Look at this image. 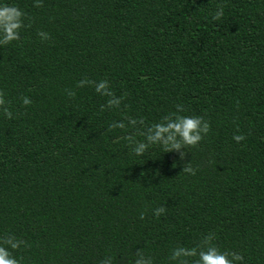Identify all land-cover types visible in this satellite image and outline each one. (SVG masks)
<instances>
[{
    "label": "trees",
    "instance_id": "trees-1",
    "mask_svg": "<svg viewBox=\"0 0 264 264\" xmlns=\"http://www.w3.org/2000/svg\"><path fill=\"white\" fill-rule=\"evenodd\" d=\"M5 2L24 13L19 38L0 44L12 113L0 107V238L22 241L12 256L179 264L175 249L211 236L243 257L234 264H264V0ZM176 115L207 121L196 145L132 151Z\"/></svg>",
    "mask_w": 264,
    "mask_h": 264
},
{
    "label": "clouds",
    "instance_id": "clouds-1",
    "mask_svg": "<svg viewBox=\"0 0 264 264\" xmlns=\"http://www.w3.org/2000/svg\"><path fill=\"white\" fill-rule=\"evenodd\" d=\"M24 13L15 5L6 3L5 0H0V44H7L13 40L19 38V29L22 27V18ZM221 13H217L212 19H218ZM41 37L46 38V33H38ZM79 86H83L85 83L83 80L79 81ZM106 88L104 81H100L96 86V91L100 92ZM69 95L71 93L69 92ZM21 102L23 105H29L31 103L28 97H22ZM111 103V102H109ZM7 100L2 94H0V107L3 108L5 116L12 117V113L6 107ZM135 123V121H133ZM116 127H124L122 124L116 125ZM209 125L207 121H204L199 116H181L176 115L174 118L166 119L162 123H156L151 125L147 132L144 133L148 143L139 142L135 143L132 151L136 155L142 154L150 144L159 143L165 151L179 149L182 144L184 145H196L201 139V133L208 131ZM244 139L243 136H233V140L236 142ZM183 155V153L181 154ZM185 171L192 172L191 168L185 169ZM163 212L164 209L158 210ZM211 240V236L204 238L205 247L200 248H184L179 247L173 251V259L179 258V264H187V260L184 258L196 257L193 264H234V261H242L243 257L239 254H232L229 258V254H226L218 250L215 246L210 245L208 242ZM22 241L12 242L9 238H0V264H20L18 258L13 257L10 250H16ZM139 264V262H137Z\"/></svg>",
    "mask_w": 264,
    "mask_h": 264
}]
</instances>
